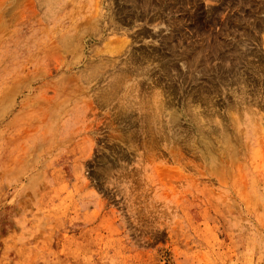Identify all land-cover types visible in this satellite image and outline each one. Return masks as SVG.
<instances>
[{
  "label": "rangeland",
  "instance_id": "rangeland-1",
  "mask_svg": "<svg viewBox=\"0 0 264 264\" xmlns=\"http://www.w3.org/2000/svg\"><path fill=\"white\" fill-rule=\"evenodd\" d=\"M136 3L0 0V264H264V0Z\"/></svg>",
  "mask_w": 264,
  "mask_h": 264
},
{
  "label": "bare ground",
  "instance_id": "bare-ground-1",
  "mask_svg": "<svg viewBox=\"0 0 264 264\" xmlns=\"http://www.w3.org/2000/svg\"><path fill=\"white\" fill-rule=\"evenodd\" d=\"M21 1V0H20ZM128 1V0H127ZM133 5L134 7H137V10L138 8H140V6H137L138 4L136 3V0H129ZM149 4L146 2H144V5L143 6H148ZM83 8V7H82ZM132 8V7H131ZM147 8L148 7H145V12L147 11ZM144 12V13H145ZM133 13V12H132ZM115 14V13H114ZM117 15V14H116ZM137 17L136 13L133 15V17L131 19H135ZM130 22V21H129ZM78 27V26H77ZM143 61V60H142ZM144 63V62H143ZM138 70V69H137Z\"/></svg>",
  "mask_w": 264,
  "mask_h": 264
}]
</instances>
